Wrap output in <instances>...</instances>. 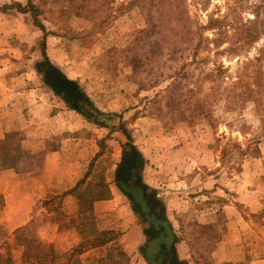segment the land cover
Returning a JSON list of instances; mask_svg holds the SVG:
<instances>
[{"label":"rangeland","instance_id":"obj_1","mask_svg":"<svg viewBox=\"0 0 264 264\" xmlns=\"http://www.w3.org/2000/svg\"><path fill=\"white\" fill-rule=\"evenodd\" d=\"M33 1L41 9L38 20L43 28L31 10L0 9V82L16 85L24 94L39 87L27 95L30 98L52 97L41 89L43 41L53 64L81 74L90 101H78L76 111L87 123L88 137H96L100 152L84 189L94 194L108 184L123 194L98 225L128 232L109 251L123 246L132 252L129 257L143 259L148 240L161 232L116 180L123 155L137 149L142 162L128 181L145 184L154 211L170 221L177 239H185L197 257L206 258L218 229L193 219L198 202L176 206L174 192L183 189L181 166L199 160L209 161V172L216 173L220 187L209 199L215 208L232 202L231 209L250 213L238 200L246 185L264 200V0H176L171 6L179 16L174 17L163 0H154L148 9L138 0H117L115 17L104 25L94 15L79 16L53 0ZM149 13L156 22L152 29ZM56 97L70 106L63 93ZM161 181L163 201L159 189L152 187ZM251 216L256 221V215ZM262 216L264 208L257 215Z\"/></svg>","mask_w":264,"mask_h":264},{"label":"crops","instance_id":"obj_2","mask_svg":"<svg viewBox=\"0 0 264 264\" xmlns=\"http://www.w3.org/2000/svg\"><path fill=\"white\" fill-rule=\"evenodd\" d=\"M10 2L0 0V4ZM61 69L83 88L80 73ZM19 89L0 82V264H120L122 253L129 264H152L145 255L137 261L129 257L132 252L123 246L116 247L113 253L109 251L127 231L118 232L117 238L104 244L91 243L105 229L98 228L104 215L112 214L114 201L123 194L110 186L108 198L95 196L98 188L89 197L80 194L87 190V175L99 152L96 137H88L85 119L65 97L70 106L60 104L56 97L60 93L44 80L41 89L54 96L47 100L27 97L39 87L26 95ZM13 135L11 145L8 141ZM212 167L209 161L184 163L181 168L185 173L178 177L183 189L174 192L173 200L178 207L189 201L198 202L193 207V219L216 226L217 238L206 258L197 257L189 242L177 239L171 225L174 249H164L165 264H264V216L257 217L264 200L246 185L238 200L252 214L231 209L232 202L215 208L209 199L214 188L220 186L216 185V173L209 172ZM200 169L207 172L202 174ZM152 187L159 189L157 196L163 201V181L152 183ZM85 200L92 201L89 211L84 208ZM254 214L256 221L251 216ZM85 216L89 217L88 222ZM23 228L24 238L20 235Z\"/></svg>","mask_w":264,"mask_h":264},{"label":"trees","instance_id":"obj_3","mask_svg":"<svg viewBox=\"0 0 264 264\" xmlns=\"http://www.w3.org/2000/svg\"><path fill=\"white\" fill-rule=\"evenodd\" d=\"M117 0H53V2H57V4H60V6L64 7L65 9L68 8L69 10L73 9L74 12L79 16H96L98 23L100 25H104L108 23L113 17H115V14L112 15V9L113 4ZM172 1L176 0H163L164 3H167V8L172 11V16H179V13H176V11L172 10ZM139 4L143 8H150L151 4H154V0H138ZM10 8H17L21 11H27L31 10L34 16V21L39 26L42 27V25L39 23L38 15L41 13V9L39 8L38 4L34 2L33 0H28L27 5H23L21 2H15L12 4H5L3 6H0V9H10ZM165 12L163 11V25H164V16ZM170 14V13H169ZM148 22H151L153 26L151 29L156 25V22L154 23V19L152 15L149 13V17H147ZM176 22L179 21V18L177 17L175 19ZM175 21H172L174 23ZM176 25V24H175ZM174 26V25H173ZM213 27V26H212ZM43 28V27H42ZM144 29V33L150 34L152 30ZM42 45V51L46 62H40L38 63L39 68H41L43 74H44V81L51 85L58 93H63L65 99L73 106L74 109L79 110L78 107L74 106L72 103H77L78 101H90L89 96L87 93L82 89L81 85L75 80L70 77H68L63 70L53 64L46 53V47L47 44L45 41L41 43ZM132 62H133V68L136 70L138 68V63L136 62V57L131 56ZM127 135H130L128 132H126ZM14 135L9 137V143L11 141V145H14ZM99 146H104V140L98 139ZM134 153H139L137 149H134V151L131 153V155H123L122 160L118 163L117 169H116V180L117 183L120 181H128L129 179H132L133 176L136 174L135 172V163H134ZM140 154V153H139ZM100 155V152H98L97 158ZM94 161L92 162V164ZM91 164V166H92ZM143 186L145 192L147 191V187L145 184H140ZM93 193L92 190H85L81 191L80 194L85 197L87 195H91ZM127 194V193H126ZM98 198H108L111 195V190L108 184L101 185L98 189L97 193L94 194ZM146 196L148 198L149 204L153 210H155V205L151 201V198L149 194L146 192ZM129 197L132 200V197L129 195ZM135 207V206H134ZM84 208L85 210H91L92 209V201L85 200L84 201ZM30 226V225H29ZM28 226V227H29ZM32 229V227H31ZM20 235L25 237L26 231L25 229H21ZM31 233V232H30ZM18 234V233H17ZM23 234V235H22ZM118 237V232L115 229H104L99 232V234L94 238L91 243L96 244H104L108 241H111ZM22 238V237H20ZM25 239H21L20 241H23ZM34 240V239H33ZM172 249H174V245H172ZM124 254V257H123ZM120 261H123L125 264H129V259L126 256L125 253H122V257L119 259ZM182 264V263H181Z\"/></svg>","mask_w":264,"mask_h":264},{"label":"water","instance_id":"obj_4","mask_svg":"<svg viewBox=\"0 0 264 264\" xmlns=\"http://www.w3.org/2000/svg\"><path fill=\"white\" fill-rule=\"evenodd\" d=\"M72 104L78 107L77 103L73 102ZM79 105L81 106L83 104L80 102ZM81 111L86 114L87 117L91 116L88 110L81 108ZM141 162V155L139 153H134V163L137 168L140 167ZM118 184L123 191L132 197L135 208L140 211L155 228H161V232L158 235L148 240L144 255L152 264H165L164 249L171 251L175 237L169 220L163 216H159L151 208L143 186L130 181H120ZM158 252H160L159 256H157Z\"/></svg>","mask_w":264,"mask_h":264},{"label":"flooded vegetation","instance_id":"obj_5","mask_svg":"<svg viewBox=\"0 0 264 264\" xmlns=\"http://www.w3.org/2000/svg\"><path fill=\"white\" fill-rule=\"evenodd\" d=\"M160 252H158L157 256H159Z\"/></svg>","mask_w":264,"mask_h":264}]
</instances>
